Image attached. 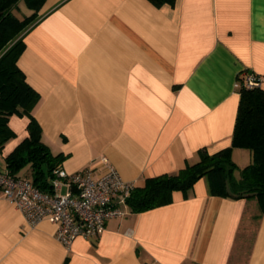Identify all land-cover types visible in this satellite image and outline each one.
<instances>
[{"label": "crops", "instance_id": "crops-1", "mask_svg": "<svg viewBox=\"0 0 264 264\" xmlns=\"http://www.w3.org/2000/svg\"><path fill=\"white\" fill-rule=\"evenodd\" d=\"M22 3L21 19L32 14ZM23 43L17 65L39 94L32 115L60 167L99 176L106 158L141 187L231 145L240 76L264 79V0H45ZM28 123L9 117L0 171ZM232 159L242 169L251 154L234 149ZM55 233L0 200V264H264L258 200L213 196L206 177L168 205L107 220L70 250Z\"/></svg>", "mask_w": 264, "mask_h": 264}, {"label": "trees", "instance_id": "trees-1", "mask_svg": "<svg viewBox=\"0 0 264 264\" xmlns=\"http://www.w3.org/2000/svg\"><path fill=\"white\" fill-rule=\"evenodd\" d=\"M21 0H0V149L14 136L8 125L12 115L26 116L28 137L7 156L9 173L17 175L30 165L31 182L41 191L52 190L53 170L60 167L62 154L53 155L41 140V127L32 115L39 94L29 86L17 61L24 51L23 34L37 18L45 0H23L32 14L19 18L14 14ZM156 6L174 0H149ZM239 104L231 145L216 153L199 152V160L177 173L147 178L134 187L126 200L130 212L141 213L168 205L173 193L186 196L196 182L206 177L213 196L258 200L264 211V89L239 88ZM234 149H245L251 162L239 169L232 159ZM239 171L237 178L235 172Z\"/></svg>", "mask_w": 264, "mask_h": 264}, {"label": "built area", "instance_id": "built-area-1", "mask_svg": "<svg viewBox=\"0 0 264 264\" xmlns=\"http://www.w3.org/2000/svg\"><path fill=\"white\" fill-rule=\"evenodd\" d=\"M262 82L255 74L245 73L238 87L259 88ZM103 161L105 170L99 176L88 169L67 173L55 168L49 192L39 190L26 177L0 171V200L13 203L31 227L43 220L54 224L56 239L70 250L76 239L97 238L107 220L128 212L126 200L134 185L124 181L106 158Z\"/></svg>", "mask_w": 264, "mask_h": 264}, {"label": "rangeland", "instance_id": "rangeland-1", "mask_svg": "<svg viewBox=\"0 0 264 264\" xmlns=\"http://www.w3.org/2000/svg\"><path fill=\"white\" fill-rule=\"evenodd\" d=\"M22 9H24V10L27 9L26 5H24L23 3H22ZM14 14L17 16L16 12H14ZM19 15H21L20 12H19ZM1 165H2V167H3L2 159H1V157H0V166H1ZM24 172H26L27 176L30 177L29 174H28L29 171H28L27 169H24V170L21 171V173H24Z\"/></svg>", "mask_w": 264, "mask_h": 264}]
</instances>
